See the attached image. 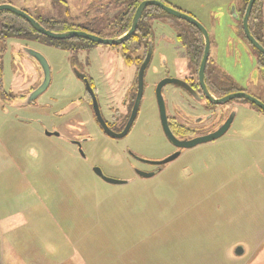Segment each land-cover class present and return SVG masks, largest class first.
Listing matches in <instances>:
<instances>
[{
	"label": "rangeland",
	"instance_id": "rangeland-1",
	"mask_svg": "<svg viewBox=\"0 0 264 264\" xmlns=\"http://www.w3.org/2000/svg\"><path fill=\"white\" fill-rule=\"evenodd\" d=\"M172 1L201 14L207 26L223 25L220 35L225 39L230 36L235 45L239 44L240 22L233 16L232 8L241 12L244 0H209L210 4H219L212 13L215 20L206 17L201 0ZM111 2L114 10L108 7L107 16L104 5ZM91 3V20L85 18L76 24L101 38L111 31L106 21L119 18L130 4L129 0ZM86 4V0H74L70 14L84 11ZM101 6L104 12L99 14ZM153 18L158 20L156 40L177 46L176 38L164 36L168 28L159 32V26L167 25L169 19L182 26V21L164 12ZM261 20L264 22V4ZM215 34L218 38V31ZM71 43L82 46L86 42L76 39ZM94 48V55L102 56V60L106 55L110 62L114 59L113 67L120 80L132 76L111 47ZM158 51L153 70L150 68L146 75L147 84L162 77L161 65L166 60L172 74H178L177 66L172 64L178 61L174 56L177 50L160 46ZM231 51L236 53L234 47ZM241 51L246 55L244 64L253 69L255 59L248 50ZM42 52L53 68L57 97L69 96L70 90L78 93L80 87H70L69 53L49 49ZM90 60L95 63V58ZM102 63L105 65H99L97 70L102 81L96 79L98 82L107 81L105 75L112 74L104 71L106 61ZM178 68L183 72L182 65ZM187 69L195 78L190 61ZM32 75L25 70L7 80L8 94L25 93ZM231 78L235 80H231V89L259 96L255 98L264 103L262 73L260 76L253 70L237 71L231 73ZM125 83L122 82L123 88L117 87L121 97L122 90L126 91ZM47 102L50 104V99ZM2 103L0 96V264H264V113L248 101H231V112L236 117L229 138L189 151L149 179L138 178L131 172L128 161L122 159V151L132 147L157 159L168 154L150 89L145 92L131 135L117 143L98 136L84 148L87 160L77 156L70 144L39 133L43 130L37 123L40 120L45 127L52 128L47 117H53L56 108L49 107L30 117L22 112L4 113ZM69 120L70 117L65 119ZM57 121L58 117H54ZM57 129L71 137L67 130L59 126ZM42 161L47 169L43 174L49 175L44 177L46 188L36 190L33 173ZM28 162L35 166L34 170ZM94 167H100L112 179L128 183L108 185L93 174ZM238 247L243 248L242 255L236 254Z\"/></svg>",
	"mask_w": 264,
	"mask_h": 264
},
{
	"label": "flooded vegetation",
	"instance_id": "flooded-vegetation-1",
	"mask_svg": "<svg viewBox=\"0 0 264 264\" xmlns=\"http://www.w3.org/2000/svg\"><path fill=\"white\" fill-rule=\"evenodd\" d=\"M73 1L74 0H0V6L11 5L17 8L31 17L46 31L52 33L61 34L69 32H83L103 40L115 41L121 39L122 36L130 30L132 19L137 8L141 3L149 0H129L130 4L119 18L115 19L113 22L108 20L106 21L109 23L108 27L111 31L105 38L95 35L83 25L76 24L79 21L85 20V18L87 21L91 20L89 8L92 10L91 6H93L96 2L93 1L94 3H91L92 0H86L87 4L85 7L87 6V8H85L84 11L79 10L77 15L75 14L72 16L70 14V8L73 7ZM109 1L110 0H108V2ZM158 1L174 10L194 18L208 31L211 47L206 66L205 82L207 89L214 100H220L235 93H244L243 91L237 92L235 88L231 89V80L235 81L231 78V73L233 72L253 70L259 72L260 76L262 73V78H264V55L250 44L243 30V19L250 0H244L241 12L237 11L236 7L232 8L233 16L240 22V30L238 32L240 35L238 38L239 44L236 43V45L235 42H232L229 39L230 36H227V39H225L222 35H220V33H223L222 30H224L223 25L218 24L213 27L209 25L207 26V23L200 18L201 14L199 15L197 12H192L176 5L172 0ZM213 2V4H210L209 0H201L200 4L206 17L208 19L213 18V20H215V15L212 16V13L215 11V6H218L219 4H216V1ZM256 4L258 6H256ZM263 4L264 0H257L255 3L256 7L254 6L255 9L253 8L249 20V29L253 38L264 49V22L261 20ZM108 7L113 9V2L104 5L107 16H109ZM60 9L63 11L62 14ZM101 9L102 6L98 9L99 14L104 12L103 9ZM159 12L163 11L157 7L147 8L142 15L135 33L126 42L111 45L97 44L77 37L65 40L50 38L36 32L27 20L19 18L17 15L7 11L0 13V96L3 102L1 107L2 111L4 113L13 112L14 115L22 112L24 116L34 117L36 112L41 113L42 111H46L49 107L51 109L56 108L53 117H47L49 125L52 128L49 129L45 127V122L40 120L37 123L41 125L43 130L39 129L41 130L39 133L45 135L46 138H56L64 143L70 144L73 147L72 150L77 156L87 160V154L84 148L89 143H92L98 136L105 137L107 140L117 143L119 141H123L131 135L139 119L141 106L145 100V92L150 89L158 110L160 131L163 134L168 154H166L163 158L157 159L148 155H142L139 151H136L132 147L124 149L122 151V159L128 161V167L131 172L141 179L156 177L160 174L159 172L165 170L172 163L184 157V155L189 151L203 145L218 143L224 138H229L231 136V127L233 124L230 125L229 129L222 138L214 142L198 145L191 149H179L166 138L161 121L157 90L159 84L168 79H176L180 81V84L178 85H164L161 89L169 128L177 141L190 142L196 139L208 137L223 128L224 125L231 119V116H234L235 120L236 115L233 111L231 112V101L224 104H216L213 100L211 101L207 98L201 88L199 72L205 54V42L203 35L195 27L184 21H182L183 25L181 26L169 19L165 22L167 25L162 24L159 26V32L168 28V32H166L164 36L172 35L173 38L177 39L178 45L175 46V44H171L173 45L171 46L168 45L170 43H166L165 40H156L157 37L155 36V31L157 30L155 23L158 20L153 17H155V14ZM222 16L223 14L221 17ZM201 21H204L205 24ZM170 27L173 29L174 36L170 32ZM228 27H230L228 30V33H230L231 25L229 24ZM215 31L216 33L218 31V38ZM76 39H83L86 42L85 45L75 46L72 44L71 41ZM95 45L111 47L114 52H116L117 59L122 58V65L131 70L132 76L128 75L127 79L123 76L122 80H120L121 78L118 77L116 69L113 67L114 59L111 58L112 62H110L108 60L109 55H106L103 60L102 56L99 58L94 55L93 51L95 49ZM160 46L169 48L173 51L177 50L175 51L174 56L177 57L178 61L174 60L172 64L177 66L176 72L178 74H172L171 66L166 60L164 61V64L161 65H164V72L163 74L160 73V76L162 77L150 84H147L146 75L154 62L157 52H160L158 51ZM232 47L236 49L235 54L231 51ZM42 49L58 50L69 53L68 64L70 66V72L72 73L70 87L71 89H76V86L80 87L81 90L78 93L70 90L69 92L71 94L69 96L57 97L58 94H56V92L58 89H55V74L53 75V68L46 54L42 52ZM240 49H243V51L248 50L255 59L253 69L248 67L247 64H244L246 55H244ZM149 52L152 53V56L150 64L145 71L144 88L137 116L128 130L127 135L122 139H117L115 137L125 132V129L132 118L134 107L139 95V82L137 81V78ZM34 54L41 55L47 61L51 71V81L49 88L37 100L28 105V97L43 84L45 79L43 65L37 60ZM231 55H233V59H231ZM160 56L163 55L160 54ZM90 58H95L94 64L91 62ZM247 58L252 60L251 57L247 56ZM104 60L106 63L110 62L107 63L106 70L104 69V71H107V73L112 71V74H114L112 78H110L112 74H106L109 76V79L108 76L105 75V79L107 78V81L98 82L96 79L99 80V74L101 73L97 71L98 66L102 64L105 65V63H102ZM188 61H190L196 71L195 78L188 73ZM231 61L235 62L233 66ZM179 64L184 68L183 72H180L178 68ZM25 70L34 74L29 81L27 91L21 95H9L6 91L7 80L14 78L18 73H24ZM154 72L158 73L159 71L154 69ZM115 75L118 79H116ZM122 82H126L124 85L126 91L122 90L123 96L121 97V91H119V88L117 87L120 85V88H123ZM261 83H263L262 80ZM51 88L53 89L51 90ZM93 97L96 98L102 121L96 116ZM255 97L259 99V96H254V98ZM46 99H50V104L49 102L45 103ZM69 99L71 100L69 101ZM250 104L259 112L264 113L252 103ZM54 117H58L59 122L57 121L55 123ZM68 117H70V120L65 121ZM62 120H64V122ZM66 122H69V124H66ZM58 126L64 131L67 130L66 132H68L71 137L64 135L65 133L63 134V132L59 131V129H57ZM174 155L179 156L174 161L164 165H151L144 162H162ZM45 161L46 160H44V163ZM29 167L32 170L35 168V166H30V164ZM95 169H100L103 176L107 178L110 177L106 176L100 167H94L92 170L93 174L106 183L102 177L95 173ZM46 170L47 169L44 168L43 161L40 166L35 168V173H33L32 179L36 181L33 184L36 190L39 188H46V181L44 180V177L49 175L43 174ZM127 183L128 182H126V184Z\"/></svg>",
	"mask_w": 264,
	"mask_h": 264
},
{
	"label": "water",
	"instance_id": "water-1",
	"mask_svg": "<svg viewBox=\"0 0 264 264\" xmlns=\"http://www.w3.org/2000/svg\"><path fill=\"white\" fill-rule=\"evenodd\" d=\"M256 2H257V0H250L249 1L248 7L246 10V14H245L244 19H243V30H244L245 36H246L247 40L250 42V44L253 47H255L261 54L264 55V49L256 42V40L251 35L250 29H249V20H250V17H251V14H252V11H253V8H254ZM149 7H157L159 9H161L166 14H168V15H170V16L178 19V20L184 21L187 24L195 27L203 35V39L205 42V54H204V58H203V61H202L201 67H200L199 81H200L202 90L206 94L207 98H209V100H211V101L213 100L214 103H216V104H224V103H227V102L233 101V100H246L264 112V103H262L261 101H259L258 99L254 98V97H251L250 95H248L246 93H235V94L229 95V96H227L223 99H220V100H214L213 99V97L211 96V94L209 93V91L207 89L206 82H205L206 66H207V62L209 59L210 47H211L210 37H209L208 31L205 29V27L202 24H200L194 18H192V17H190L184 13H181L177 10H174L171 7L166 6L164 3H162L158 0H149V1H145V2L141 3L140 6L137 8L136 13L132 19V24H131L130 30L124 36H122L121 39L115 40V41L103 40V39H100L96 36L89 35V34L83 33V32H69V33H61L60 34V33H52V32L46 31L36 21H34L31 17H29L28 15H26L25 13H23L22 11L18 10L17 8H15L11 5H1L0 6V13L7 11V12H10L12 14L17 15L19 18L25 19L32 25V27L34 28V30L36 32L41 33V34L48 36L50 38L65 40V39L77 37V38L86 39L88 41H91V42H94L97 44H110L111 45V44H122V43L126 42L137 30L138 24L142 18L144 11ZM34 55L37 58V60L43 65L45 79H44L43 84L28 97L29 98L28 103H27L28 105H30L35 100H37L49 88L50 81H51V71H50V68H49L47 61L41 55H38V54H34ZM151 56H152V53L149 52L144 64L142 65V67L139 71V75L137 78V81L139 82V95H138V98L136 101V105L134 107L132 118L126 127L125 132L119 136H116V137L114 136L117 139H122L127 135L128 130L130 129L132 123L134 122V120L137 116L138 109H139L140 102H141V98H142L143 88H144L145 71L150 64ZM178 84H180V81H178L176 79H168V80L161 82L159 84L158 90H157V98H158V103H159V107H160L161 121H162V126L164 129L166 138L179 149H191V148H194L198 145L214 142V141L222 138L225 135V133L227 132V130L229 129L230 125L233 124L234 116H231V119L224 125L223 128H221L219 131H217L216 133H214L208 137L196 139V140H193L190 142H179L176 140V138L173 136V134L171 133L170 128H169V124H168V120H167V114H166V110H165V104L163 102V98H162V94H161V89L164 85H178ZM93 98H94V108L96 111V116L98 117L99 120L102 121L99 110H98L96 98L95 97H93ZM178 156L179 155H174V156H172V157H170L167 160L162 161V162H154V161H144V162L151 164V165H164V164H168V163L174 161L176 158H178ZM95 173L98 176L102 177L107 184L116 185V186L126 184V182H124V181L110 179V178L103 176L100 169H95ZM236 254L242 255L243 254V248L242 247L238 248L236 251Z\"/></svg>",
	"mask_w": 264,
	"mask_h": 264
},
{
	"label": "trees",
	"instance_id": "trees-1",
	"mask_svg": "<svg viewBox=\"0 0 264 264\" xmlns=\"http://www.w3.org/2000/svg\"><path fill=\"white\" fill-rule=\"evenodd\" d=\"M256 6H258V5L256 4ZM256 6H255V7H256ZM254 9H255V8H254Z\"/></svg>",
	"mask_w": 264,
	"mask_h": 264
}]
</instances>
